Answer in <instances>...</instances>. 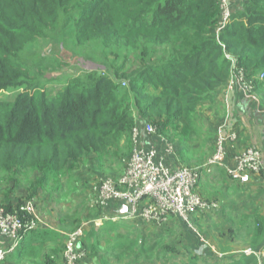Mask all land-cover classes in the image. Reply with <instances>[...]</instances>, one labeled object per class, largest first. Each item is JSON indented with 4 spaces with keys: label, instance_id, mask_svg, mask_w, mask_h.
<instances>
[{
    "label": "trees",
    "instance_id": "trees-1",
    "mask_svg": "<svg viewBox=\"0 0 264 264\" xmlns=\"http://www.w3.org/2000/svg\"><path fill=\"white\" fill-rule=\"evenodd\" d=\"M20 1L25 5L9 10L8 0H0V94L14 92L0 99V182L9 185V191L26 187L28 197L41 189L54 192L72 188L69 175L75 169L83 171L81 160L91 157L101 163L109 161L116 156L120 139L131 137L134 126L147 144L142 146L147 148L157 144V135L164 133L177 146L192 144L198 135L194 122L197 108L211 106L230 80L225 53L234 59V68L246 73V78L261 74L264 78V0L239 2L236 7L241 6L231 10L229 23L219 32V0ZM18 10L24 13L20 15ZM40 40L58 42L62 50L89 48L91 56L76 60L83 64L90 61L97 68L64 70L62 64L66 62L54 50H48L46 55L35 52L39 45L34 43ZM62 76L65 80L60 79ZM53 79L63 84H55ZM254 92L259 94L264 109V83H259ZM141 117L151 123H137L138 119L145 121ZM148 124L155 128V135L143 133ZM176 145H172L169 155L161 144L155 145L166 164L173 163ZM210 168L221 171L231 182H239L220 167ZM97 170L100 169L91 161L88 171ZM198 172L194 193L203 201L210 195L218 198V191L223 189L220 184L210 194L206 170ZM99 184L100 181L96 194ZM5 192L0 194L4 212L25 203L12 200L8 190ZM113 208L114 205L107 209L99 205L93 215L99 213L97 219L111 218ZM197 218L203 219L201 212L189 216L193 224L198 223ZM129 221L164 230L180 222L194 231L190 222L173 216L161 225ZM117 225L106 219L103 226L94 228L93 224L84 229V237L89 230L109 231ZM52 231L55 230L41 227L27 234L4 261L29 264L51 253H61L64 236ZM194 233L198 247H204L200 254L205 263L259 264L252 254L219 257ZM39 241L41 246L37 248ZM120 247L114 261L100 264L120 261L126 251L133 249V243L123 242ZM155 248L156 244H143L139 253L145 255ZM209 254L214 256L211 261ZM94 260H98L96 255ZM187 260L188 264L201 262L191 252ZM89 262L82 260L81 264ZM52 263L47 259L40 264Z\"/></svg>",
    "mask_w": 264,
    "mask_h": 264
},
{
    "label": "rangeland",
    "instance_id": "rangeland-1",
    "mask_svg": "<svg viewBox=\"0 0 264 264\" xmlns=\"http://www.w3.org/2000/svg\"><path fill=\"white\" fill-rule=\"evenodd\" d=\"M243 2V1H241ZM10 5L9 10L18 8L25 5L26 2L20 0H8ZM241 5L237 6L238 8ZM230 10L237 8L234 6V2L231 1L228 5ZM20 15L24 12L18 10ZM39 48L35 51L39 54L46 55L48 50H54V53L60 56V60H65L66 64H62L65 68H70L73 71H88L94 70L97 67L92 63L83 64L82 61L76 60L80 56H91L93 54L91 49L87 50H75L69 48L62 50L58 42L56 44H48L43 40L35 42ZM68 44V43H64ZM48 46L52 48L49 49ZM40 49V50H39ZM229 70V66H228ZM241 80L231 85L226 84L221 88L222 98L220 104L215 103V99L211 106H201L197 108L195 115V125L198 130V135L193 138V143L185 146H177L175 141L171 140V136L167 134H159V137L166 138L172 145H176V156L173 158V163H170V167H189L196 168L198 171L204 169L209 171L206 173V181L209 183L210 194L216 191L217 184L223 189L218 191V198H214L211 195L209 200L205 201L208 204L207 208L199 210L203 219L197 218L198 223L192 224L191 229L187 228L184 224L178 223L176 225L167 227L170 230H164L161 226H143L133 221L118 220L114 223L118 224L114 230L102 229L89 230L85 233V237L81 238L78 242L80 249L84 253V262H112L115 259L116 254L120 253V244L123 242L133 243V249L126 251L122 255L120 261H116L114 264H188L187 253L191 252L199 256L200 264H209L202 260L204 255L200 254L204 247L199 248L195 238V233L199 238L202 245L208 244L211 250L218 252V256L221 254L224 258H230L235 255H242L243 253L253 255L257 258L259 264L264 262V176L258 175L252 177L250 182L249 177L245 181L231 182L225 175L215 169L210 168L207 164L208 159L214 151L216 137L220 127L227 131L229 128L225 125L219 126V119L223 118L228 124L229 111H230V99L228 108L225 107L223 101V95L231 97L234 90L239 87L241 94L242 85L248 88V92L245 93L247 99L255 103V106L262 108L260 104L259 94L254 92L255 87L259 86V83H264V78L253 77ZM54 78V77H53ZM64 79V76L60 77ZM59 79H53L55 84H63V81ZM234 80V79H233ZM259 81V82H258ZM255 84V85H254ZM49 87V86H48ZM14 92L0 94V99L10 97ZM243 97H245L243 95ZM245 97V98H246ZM259 108V109H260ZM229 110V111H228ZM264 110V109H263ZM257 113L262 114V110H258ZM142 118V117H141ZM144 119V118H142ZM138 119L137 123L146 124L151 123ZM264 121L257 123L259 128L263 126ZM219 124V125H218ZM256 127L258 128V126ZM153 126V125H152ZM156 126V125H155ZM219 126V127H218ZM218 127V128H217ZM157 128V126H156ZM143 133L144 128H143ZM264 133V132H263ZM121 140L119 148L115 149L116 156L105 161L103 163L93 160L91 157H85L81 160L83 171L75 169L71 171L72 182L74 183L72 188L64 187L61 191L47 192L40 190L37 195L28 197V194L24 188L13 189L9 191V185H5L0 182V194H5V190H8V197L16 201L33 202L35 204L36 216L39 220H44L49 223L56 234L69 233L80 227H83L85 231L89 229V226L95 224L98 220V214L93 213L99 209L96 188L99 181L105 178L119 177L123 174V168L126 163L127 157L134 149V143L131 137H125ZM141 139L140 144L146 146ZM234 145L236 142H229ZM136 148V147H135ZM91 161L95 162L96 166L100 169L97 172H89ZM232 162V161H231ZM80 171V172H79ZM258 177V178H257ZM200 178V177H199ZM214 178H216L214 180ZM204 177H201L202 181ZM7 186V187H5ZM28 197V198H27ZM2 202V199H0ZM211 204H215V209L211 208ZM114 204H111V206ZM0 207H2L0 205ZM107 209V208H105ZM114 210V208H113ZM100 215V214H99ZM96 218V219H95ZM95 220V222H93ZM194 220V218H193ZM98 227L95 225L94 228ZM165 228V227H163ZM142 238V239H141ZM56 239L57 236H56ZM39 241L36 247L41 246ZM57 247L59 241L57 240ZM138 243V245H135ZM140 243V245H139ZM145 244V247L156 244V248L150 253L148 251L142 255L139 253L141 245ZM82 245L84 248H82ZM48 246H51L48 244ZM59 248V247H58ZM152 248V247H151ZM46 250V248H44ZM42 250V251H44ZM45 252V251H44ZM88 255V259L86 257ZM97 256L98 260H94V256ZM62 258V252L51 253L45 256L43 259H37V261L29 264H40L44 260H52V264H60L56 258ZM210 261L214 258L212 254H209ZM151 259V260H150ZM89 262V264H90ZM0 264H15L12 260H6ZM22 264H25L23 262ZM62 264V263H61Z\"/></svg>",
    "mask_w": 264,
    "mask_h": 264
},
{
    "label": "built area",
    "instance_id": "built-area-1",
    "mask_svg": "<svg viewBox=\"0 0 264 264\" xmlns=\"http://www.w3.org/2000/svg\"><path fill=\"white\" fill-rule=\"evenodd\" d=\"M231 1L236 6L246 0H219L221 14L217 24L218 32L229 23L231 10L228 5ZM225 56L229 59L231 77L228 83L231 87L232 84L245 80V75L243 70L234 68V59L226 53ZM260 78H263V74ZM241 87L246 97L248 88L243 85ZM229 99V96L223 95L226 108L229 106ZM222 125L229 127L226 122L219 126ZM223 127H220L218 135L216 130L215 150L207 164L222 168L232 180L239 182L245 181L250 175H264V160L261 152L255 148L241 150L232 159L231 165L229 164L227 145L231 144L229 142H236L238 134L232 128L225 131ZM144 132L145 136H153L156 130L148 124L144 127ZM131 137L134 149L126 160L123 174L118 179L101 180L97 190L98 204L103 209L114 204V215L111 218L98 219L96 222L93 220L94 225L102 226L106 219L113 222L138 219L161 225L171 216L188 223L190 215L208 207V204L193 191L200 177L198 170L184 166L170 167L164 162L163 157L158 155L155 149V145L158 144L164 147L168 155L173 151L171 143L166 138L157 135V144H151L149 148L144 147L140 144V131L137 126L132 127ZM216 207L215 204H211V208ZM41 227L50 228L47 222L38 219L32 202H25L11 212H4L0 208V262L17 249L27 234ZM83 236V227L64 235L62 264H81L84 253L78 242Z\"/></svg>",
    "mask_w": 264,
    "mask_h": 264
},
{
    "label": "crops",
    "instance_id": "crops-1",
    "mask_svg": "<svg viewBox=\"0 0 264 264\" xmlns=\"http://www.w3.org/2000/svg\"><path fill=\"white\" fill-rule=\"evenodd\" d=\"M221 93L222 91L213 98V100L214 99L216 100L214 101L215 103L220 104L221 98H222ZM259 108L255 106L254 102L243 97L239 87H237L236 90H234L233 94L231 95L228 124H229V127H232V129L237 131L238 139L234 145L232 144L227 145V155H228L227 159L230 165H231L232 159L241 150L246 149L248 147L259 150L264 160V133H263L264 123L261 128H259V126L257 125V123L264 121V110L262 108L260 109ZM258 110H262L263 113L262 114L257 113ZM223 118L219 119V123L225 122ZM256 125L258 126V128L256 127ZM256 176L258 175H250L248 181L250 182L252 179H254L252 177H256ZM33 205L35 208L34 203ZM49 226L51 230H54L50 224ZM65 234L67 233H61V236H64ZM56 259L58 261L61 260V263H62L61 257L56 258Z\"/></svg>",
    "mask_w": 264,
    "mask_h": 264
},
{
    "label": "clouds",
    "instance_id": "clouds-1",
    "mask_svg": "<svg viewBox=\"0 0 264 264\" xmlns=\"http://www.w3.org/2000/svg\"><path fill=\"white\" fill-rule=\"evenodd\" d=\"M95 70V69H94Z\"/></svg>",
    "mask_w": 264,
    "mask_h": 264
}]
</instances>
